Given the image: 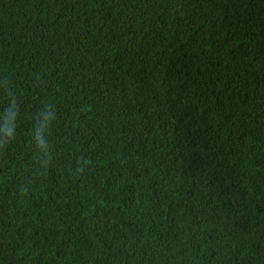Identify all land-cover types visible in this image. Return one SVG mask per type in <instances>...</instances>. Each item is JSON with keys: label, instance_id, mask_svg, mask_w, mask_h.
<instances>
[{"label": "trees", "instance_id": "16d2710c", "mask_svg": "<svg viewBox=\"0 0 264 264\" xmlns=\"http://www.w3.org/2000/svg\"><path fill=\"white\" fill-rule=\"evenodd\" d=\"M3 75L0 264H264V0H0Z\"/></svg>", "mask_w": 264, "mask_h": 264}, {"label": "clouds", "instance_id": "9594fccd", "mask_svg": "<svg viewBox=\"0 0 264 264\" xmlns=\"http://www.w3.org/2000/svg\"><path fill=\"white\" fill-rule=\"evenodd\" d=\"M0 94L6 97L5 104L0 106V154H3L18 136L21 115L19 98L13 90L11 78L7 75L0 76ZM57 118V109L50 103L41 105L32 116L31 140L36 150L35 164L40 170L50 168L55 159L50 131ZM87 166L86 157L77 158L74 161L73 174H83ZM19 191L26 195L29 191L28 184H22Z\"/></svg>", "mask_w": 264, "mask_h": 264}]
</instances>
